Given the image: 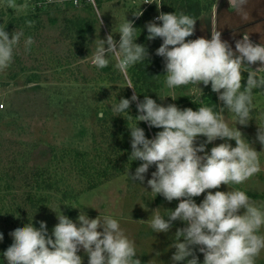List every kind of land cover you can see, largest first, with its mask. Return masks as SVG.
I'll return each instance as SVG.
<instances>
[{"label": "rangeland", "instance_id": "obj_1", "mask_svg": "<svg viewBox=\"0 0 264 264\" xmlns=\"http://www.w3.org/2000/svg\"><path fill=\"white\" fill-rule=\"evenodd\" d=\"M159 3L160 0H97V9H94L89 5L73 7L55 0H0V28L10 36L23 32L14 47L11 64L0 71V231L4 232L0 254L12 242L10 231L17 226L32 222L38 228L39 222L44 221L51 235L58 223L54 211L58 212L60 206V211L74 222L81 210L89 218H96L100 212L114 216L135 242L136 258L141 264H170L175 249L169 246L176 229L185 225L177 219L167 233H152L145 221L153 209L159 207L163 215V210H174L179 200L169 202L159 194L155 197L140 188L151 191L146 182L155 171V165L144 174V183L132 182L127 175L132 174L133 160L128 159L122 144L125 113H114L110 106L122 97L130 98L134 89L128 87L125 76L114 67L115 58L102 69H97L91 60L95 39H104L111 33L114 40L119 41L118 25L124 16L134 22L137 19L134 14ZM77 18L95 22L94 33L88 34L85 47L75 32L67 30L68 20ZM193 27L192 39H210L212 29L218 30L221 39L233 51L235 41L241 39L243 33H247L254 44L264 43V0H246L242 11L228 5L227 0H216L214 7ZM28 36L32 37V43L25 47L24 40ZM149 45L156 50L160 42L153 41ZM258 64L251 67L255 70ZM246 76L247 73H243L242 79ZM197 86L203 92L200 101L206 104L205 96L212 93L210 83ZM193 87L177 86L175 100L161 99L159 96L169 91L163 83L156 103L164 106L174 103L180 109L196 110L199 101L196 96L188 95V89ZM134 103H138V99L129 107ZM217 103L218 109L224 107L218 99ZM253 105L247 125L236 123L235 126L250 146L260 152V170L239 185L222 183L219 188L206 191L238 187L257 205H264V147L256 139L258 127H264V88L253 90ZM223 115L235 123L234 114L226 108ZM205 140L203 135L198 136L194 146ZM223 142L217 138L205 145V151ZM228 142L235 146V141ZM109 162L107 178L99 176L102 167ZM36 172H42L54 187L35 189L32 175ZM96 181L99 185L90 188ZM30 193L45 199L41 213L35 217L31 216L34 211L27 201ZM203 197L201 193L193 199L199 204ZM260 231L264 232V227ZM197 247L194 246L193 251L202 262L203 254ZM77 254L82 264H87L88 257L82 248ZM0 262L7 264V259L0 255ZM255 264H264V249Z\"/></svg>", "mask_w": 264, "mask_h": 264}, {"label": "clouds", "instance_id": "obj_2", "mask_svg": "<svg viewBox=\"0 0 264 264\" xmlns=\"http://www.w3.org/2000/svg\"><path fill=\"white\" fill-rule=\"evenodd\" d=\"M227 2L242 11L246 0ZM141 14L139 11L134 15ZM154 21L145 25L147 39L159 37L162 40L155 53L163 58L164 85L169 90L159 97L175 100V88L191 84L194 87L188 89V95L196 96L199 106L196 110L180 109L174 103L164 106L144 95L136 104L137 116L133 118L128 114L136 121L127 127L131 138L129 157L141 163L134 173L127 175L132 182L144 183V174L155 165V171L146 182L151 191L140 188L155 197L159 194L169 202L179 200L174 210H163V215L159 207L153 209L145 222L152 233H167L177 219L185 225L176 229L169 246L175 249L170 264H255L264 249V232L260 231L264 227V205H257L238 187L227 191L206 190L219 188L222 183L239 185L260 170V152L250 146L235 124L247 125L254 107L253 90L264 88V43L254 44L249 35L243 33L242 38L235 41L233 51L221 39L220 31L213 29L210 39L186 40L192 36L196 20L183 12L160 13ZM136 29L124 16L118 25L119 41L114 40L111 33L104 39L97 38L92 43L91 55L97 69L107 67L110 59L115 58L114 67L125 76L132 89L128 69L143 62L147 55L145 47L135 42ZM22 35L20 31L10 36L0 28V71L11 64L14 47ZM31 43L32 37H26L25 47ZM256 62L259 64L254 70L251 65ZM245 72L247 76L242 86ZM201 83L205 86L210 83L211 91L218 94L223 108L216 110L200 101L203 92L197 85ZM137 99L134 90L130 98L122 97L112 104L110 111L127 112L130 103ZM225 108L234 114V124L225 119ZM139 121L162 130L154 138H146L144 129L138 127ZM200 135L206 140L194 146ZM217 138L224 142L206 152L205 145ZM256 139L264 147V127H258ZM228 141H235V146ZM201 193L204 197L198 204L193 197ZM54 212L58 223L51 235L44 221L39 222L38 228L28 222L10 231L12 242L0 254L7 259V264H82L77 254L81 248L88 257L87 264H141L136 258L135 242L114 216L100 212L96 218H89L81 210L74 222L60 211V206L58 212ZM3 238L4 232L0 231V240ZM194 246L203 254L202 262L194 254Z\"/></svg>", "mask_w": 264, "mask_h": 264}, {"label": "trees", "instance_id": "obj_3", "mask_svg": "<svg viewBox=\"0 0 264 264\" xmlns=\"http://www.w3.org/2000/svg\"><path fill=\"white\" fill-rule=\"evenodd\" d=\"M216 3V0H160L159 4H154L152 6L147 7L142 11V14L137 17V19L133 22V27L137 28L135 35L138 36L135 40L136 43L141 44L145 47L147 55L143 62L137 63L136 65L130 67L129 77L132 81V85L136 94L138 96V103L143 100L144 95H148L150 98L156 101L157 92L159 88L164 83V62L163 58L156 55L155 50L152 45H149L150 42L159 41L162 43L161 38L157 37L152 40H148V32L145 28V25L148 22L152 21V17L155 13H185L189 14L194 18L195 23L201 18V16L211 10ZM158 13V14H160ZM157 14V15H158ZM161 22H157L160 24ZM194 23V25H195ZM67 30L69 32H75L76 38L80 40V44L85 47V43L88 40V34L94 33V21L85 20V19H71L68 20ZM186 40L192 39V36L186 37ZM171 47V46H170ZM243 74V73H242ZM245 79H242L241 84L245 83ZM184 89L192 86L191 84L183 85ZM263 89V88H261ZM129 96V94H128ZM204 102L208 106H212L214 109L218 110L217 96L216 93L212 92L205 96ZM136 104H131L127 112H124L123 116L124 120V133L122 137L123 148L130 160L131 153V145H130V130L127 127H131L136 121L129 117L131 115L133 118L137 116ZM132 108V110H131ZM129 114V115H128ZM102 120L103 118H99ZM138 127L144 129L146 138H154L155 134L162 129H158L155 127H149L147 122L139 121ZM122 148V147H121ZM139 165V161H133L131 164V172L134 173L135 168ZM109 166L110 162L102 167V170L98 173L99 176L107 178L109 174ZM34 178V187L35 189L42 190L44 188H53L54 183L47 177H44L42 172H36L32 175ZM94 181V180H93ZM99 185V182H92L90 188H95ZM27 201L31 205V211H34L31 216L35 217L39 215L42 211L43 204L45 203L44 197H36L33 193L28 195Z\"/></svg>", "mask_w": 264, "mask_h": 264}, {"label": "built area", "instance_id": "obj_4", "mask_svg": "<svg viewBox=\"0 0 264 264\" xmlns=\"http://www.w3.org/2000/svg\"><path fill=\"white\" fill-rule=\"evenodd\" d=\"M55 1L68 3L73 7H82L89 5V7L97 9V0H55Z\"/></svg>", "mask_w": 264, "mask_h": 264}]
</instances>
